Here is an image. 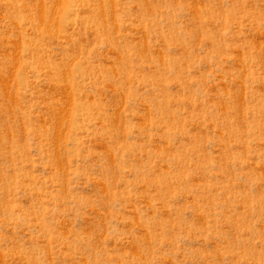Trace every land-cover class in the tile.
<instances>
[{"label":"rangeland","instance_id":"1","mask_svg":"<svg viewBox=\"0 0 264 264\" xmlns=\"http://www.w3.org/2000/svg\"><path fill=\"white\" fill-rule=\"evenodd\" d=\"M0 264H264V0H0Z\"/></svg>","mask_w":264,"mask_h":264}]
</instances>
